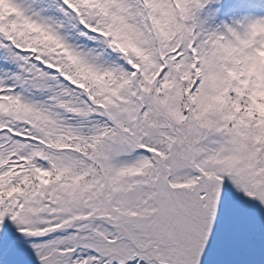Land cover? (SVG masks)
I'll use <instances>...</instances> for the list:
<instances>
[{
  "label": "snow or ice",
  "instance_id": "6c2138e0",
  "mask_svg": "<svg viewBox=\"0 0 264 264\" xmlns=\"http://www.w3.org/2000/svg\"><path fill=\"white\" fill-rule=\"evenodd\" d=\"M0 264H264V0H0Z\"/></svg>",
  "mask_w": 264,
  "mask_h": 264
}]
</instances>
